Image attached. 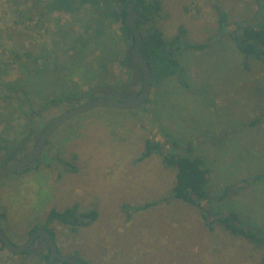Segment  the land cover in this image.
I'll list each match as a JSON object with an SVG mask.
<instances>
[{"label":"rangeland","instance_id":"obj_1","mask_svg":"<svg viewBox=\"0 0 264 264\" xmlns=\"http://www.w3.org/2000/svg\"><path fill=\"white\" fill-rule=\"evenodd\" d=\"M49 1L0 0V86L25 92L35 109L61 95L86 97L94 89L133 99L141 75L130 38L120 30L117 7L104 1L111 17L87 39L99 20L92 8L75 0L72 13L33 14ZM155 1L160 12L152 27L166 39L182 29L185 44L209 43L202 51L182 48L177 53L188 87L175 78L152 76L151 96L142 107L97 108L62 125L48 140L45 160L0 181V230L21 245L50 210L77 206L79 213L95 211L96 220L74 230L49 226L59 252L71 259L87 264H258L264 248L232 237L219 225L208 232L202 213L182 202L173 200L128 219L131 211L125 206L159 201L172 189L175 171L165 168L159 155L137 162L146 140L162 143L168 135L180 145L179 154L200 159L209 170L205 189L211 200L229 186L237 191L213 207L237 213L246 227L264 232V61L245 59L219 29L220 12L227 30L236 23L264 25V0ZM140 31L147 35L150 28ZM3 105L0 100V139L5 140L0 169L28 153L53 116L77 107L64 102L52 117L43 108L36 125L24 126L19 105L1 112ZM58 159L75 171L65 170ZM46 252V244L37 239L25 255L1 250L0 264H46Z\"/></svg>","mask_w":264,"mask_h":264},{"label":"trees","instance_id":"obj_2","mask_svg":"<svg viewBox=\"0 0 264 264\" xmlns=\"http://www.w3.org/2000/svg\"><path fill=\"white\" fill-rule=\"evenodd\" d=\"M104 1L112 2L111 0H81L80 5H88L92 8L93 14L99 20L95 23V29L86 35L87 39L94 36L101 27L102 22L105 20L106 16L111 17V13L105 8ZM119 3L126 5V0H118ZM78 2V1H77ZM75 0H50L46 4H41L40 10L33 13L44 17L47 12H64L72 13L75 11ZM160 5L155 0H137L133 7V16L136 19L137 26L139 30L143 26H148L150 32L147 35H142L144 44V54L147 59L148 66L150 68L151 74L154 79L162 80L165 78H175L177 83L182 87L187 88L185 82V69L181 66L177 58V53L180 49H192L196 51H202L209 47V43L206 45H187L184 43L185 31L179 30L178 35L171 39H166L162 32L154 29L153 24L159 19ZM125 11H119V19L121 23L120 30L127 34L130 38V48L133 49V38L124 24ZM223 29L228 33V37L234 43L239 54L245 59L254 58L256 60L264 61V25H250L248 23H236L233 25L231 30H227V19L226 15L220 12L219 29ZM86 32V31H85ZM141 32V31H140ZM82 49V46L80 47ZM80 49L77 53L80 52ZM77 53H75L77 55ZM17 61L21 60V55L17 53H12ZM76 55L69 58L65 64L67 67L71 66L76 58ZM33 62L38 63V59ZM46 83V81H45ZM134 87V86H133ZM132 87V88H133ZM136 92L134 89L131 92ZM130 94V93H129ZM127 94L126 97L129 95ZM138 92L136 93V95ZM135 95V96H136ZM108 97L123 101L121 98V93H111L109 91L101 90H90L86 97L72 96L71 95H61L60 98L49 102H46L40 109H35L34 105L30 102L25 92L14 91L11 88H4L0 86V100L4 104L1 112L10 111L19 105L18 110L20 112V118L25 122L24 126L36 125L41 119L42 113L41 109L47 108L50 111L52 117L55 110H58L64 102H68V106L71 105H81L84 101L90 99ZM63 98V99H61ZM148 102V101H147ZM146 102V103H147ZM4 114L0 113V118ZM85 115L72 119V121L80 120ZM54 117V116H53ZM71 122V121H70ZM68 134V133H67ZM5 140L0 139V146H3ZM48 145V142H47ZM170 148V149H169ZM177 149V150H176ZM176 150L177 153H172L170 151ZM180 150V145L174 142L168 135L162 137V143L153 142L151 140H146L144 143V150L141 156L137 159V162H141L149 158L153 154H157L162 159V164L165 168L173 169L175 171V182L172 189L166 197L159 201L145 203L140 206L131 207L125 206V209H129L131 213H128V219H130L131 214L137 213L139 211L147 210L152 207H156L162 204H169L173 200L182 202L189 206H192L202 213V218L208 232H212L215 225H219L222 229L230 234L232 237L241 238L248 241L256 248H264V232L259 229H253L246 227L240 220L237 213H222L217 211L212 203L223 202L227 199H231L236 195V190L234 187L229 186L225 188L222 193L212 199L208 197L206 192V186L210 181V172L204 167L202 161L197 158H190L185 155L178 153ZM46 159V155L43 156L30 167L15 173L23 174L33 168L35 165L41 163L42 160ZM58 162L65 170L71 169L75 171L72 164L66 163L58 159ZM262 177V176H261ZM260 178V177H258ZM255 177L256 181L258 179ZM97 218V213L91 211L88 213H79L77 206H74L63 211L50 210L45 218V223L42 226H36L32 231L38 228L45 229L52 237L55 242V234L49 227L52 224H59L65 226L69 229H76L81 227H87ZM4 219V214H0V220ZM31 231V232H32ZM30 232V233H31ZM37 241V240H36ZM35 241V242H36ZM34 242V244H35ZM44 242V241H43ZM45 243V242H44ZM4 250L2 244L0 243V251ZM28 254V252L24 253ZM13 255V254H11ZM46 264L48 263V250L44 256ZM75 264H87L81 259L72 258ZM53 264H59L56 260ZM66 264V263H65ZM258 264H264V255Z\"/></svg>","mask_w":264,"mask_h":264},{"label":"water","instance_id":"obj_3","mask_svg":"<svg viewBox=\"0 0 264 264\" xmlns=\"http://www.w3.org/2000/svg\"><path fill=\"white\" fill-rule=\"evenodd\" d=\"M111 1L118 10H122V8H124V24L133 38V57L141 75V88L138 94L129 101H121L108 97L90 99L75 108L65 110L55 115L46 123L34 146L28 153H26L17 161L11 163L9 166L0 169V181L35 164L42 157L48 140L62 125H64L69 120L85 115L97 108L131 111L142 107L148 101L152 91V74L144 54L142 35L137 26L136 19L132 14L134 4L137 0H133V2L132 0H127V2H129L126 7L119 3L118 0ZM37 239L44 241L47 246L49 264H53L54 260L60 262L61 264H75L71 258L62 255L59 252L56 243L45 229H35L29 234L27 240L21 245L12 244L0 230V243L7 252L13 255H22L28 252Z\"/></svg>","mask_w":264,"mask_h":264},{"label":"flooded vegetation","instance_id":"obj_4","mask_svg":"<svg viewBox=\"0 0 264 264\" xmlns=\"http://www.w3.org/2000/svg\"><path fill=\"white\" fill-rule=\"evenodd\" d=\"M129 2V1H128ZM127 0H126V5L128 4ZM133 2V0H132ZM126 5H124V7H126ZM122 10H124V8H122ZM120 11V10H119ZM58 262V261H57ZM59 264H61L60 262H58ZM65 264V263H64Z\"/></svg>","mask_w":264,"mask_h":264}]
</instances>
